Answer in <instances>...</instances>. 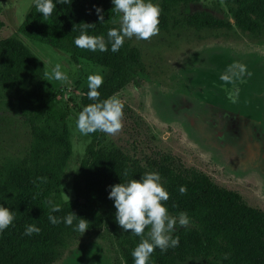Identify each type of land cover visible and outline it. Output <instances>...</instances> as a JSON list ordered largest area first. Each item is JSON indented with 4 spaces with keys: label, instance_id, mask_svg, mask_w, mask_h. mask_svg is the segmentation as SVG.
<instances>
[{
    "label": "trees",
    "instance_id": "obj_1",
    "mask_svg": "<svg viewBox=\"0 0 264 264\" xmlns=\"http://www.w3.org/2000/svg\"><path fill=\"white\" fill-rule=\"evenodd\" d=\"M200 1L157 0L162 10L159 33L171 36L181 31H209L226 35L234 31L264 40V0H221L232 22L207 11L182 10ZM94 5L103 9L102 24H98ZM112 7L111 0H69L57 4L44 20L33 1L17 32L0 40V92L6 101L19 104L21 121L30 136L23 157L0 163V205L15 212L13 224L0 233V264H54L68 241L82 235L74 230L77 220L72 226L49 223V201L61 205V211L52 215L64 217L72 212L85 219L88 229L83 235L97 233L105 240L98 231L106 229L111 264H134L131 251L143 237L130 236L116 224L106 189L131 178L138 180L147 171L159 172L169 193L165 203L170 214L184 211L192 221L187 229L174 232L179 246L164 253L155 250L151 264H184L191 259L202 264H264V211L249 206L238 194L201 172L178 170L169 157L135 158L101 132L84 135L83 155L72 182L73 199L63 200L62 177L73 153L69 116H77L93 101L86 89L63 102L64 91L52 88L44 63L25 40L62 52L74 64L84 61L110 70L111 76L99 89L100 99H107L144 73L139 49L125 41L116 53L92 52L77 48L73 40L86 32L104 35L108 44L107 30L119 27ZM1 10L0 6V14ZM181 186L186 189L184 194L179 192ZM30 224L40 232L23 235Z\"/></svg>",
    "mask_w": 264,
    "mask_h": 264
},
{
    "label": "rangeland",
    "instance_id": "obj_2",
    "mask_svg": "<svg viewBox=\"0 0 264 264\" xmlns=\"http://www.w3.org/2000/svg\"><path fill=\"white\" fill-rule=\"evenodd\" d=\"M34 0H0V40L15 34ZM157 0H154L156 2ZM185 13L207 11L232 22L221 0H201L182 9ZM139 49L144 73L117 94L124 104L123 128L107 137L138 159L169 157L180 170H196L217 185L238 194L249 206L264 211V40L238 32L181 31L158 33L148 41L126 39ZM46 67L53 89L79 96L88 89L87 77L111 71L69 57L48 46L25 40ZM239 62L251 76L233 83L220 80L229 65ZM62 65L66 81L50 78ZM242 83L237 99L228 101L227 89ZM226 88V89H225ZM231 94V93H230ZM229 94V98H230ZM0 92V163L23 157L30 136L16 101ZM76 114L69 116L72 156L62 177V197L73 199L72 182L84 151V135L76 128ZM68 241L54 264H111L106 229ZM184 264H202L191 259Z\"/></svg>",
    "mask_w": 264,
    "mask_h": 264
},
{
    "label": "clouds",
    "instance_id": "obj_3",
    "mask_svg": "<svg viewBox=\"0 0 264 264\" xmlns=\"http://www.w3.org/2000/svg\"><path fill=\"white\" fill-rule=\"evenodd\" d=\"M67 4L69 0H34L37 13L42 14V19L47 20L56 10L57 4ZM112 11L118 14L119 27L109 28L106 32L108 44L104 35H89L81 32L74 38L73 44L80 49L92 52L111 51L116 53L124 46L125 40L148 41L158 35L160 29L161 7L154 0H111ZM98 24L104 23L103 9L93 6ZM62 65L56 64L50 74V78L56 81L68 79L62 70ZM251 76L246 66L234 62L220 75L224 83H233L243 76ZM104 83L101 74H91L87 77L88 99L93 101L85 105L75 117L76 128L82 135L101 132L114 136L123 128L124 104L118 94L100 99L99 89ZM124 175L128 172L125 170ZM106 191L107 198L113 202L116 224L130 236L143 237L131 251L134 264H151V256L157 249L161 253L169 248L179 246V237L174 235L178 228L187 229L192 221L187 212L181 211L176 216L170 214L166 203L169 193L161 182V176L157 171H147L140 178L129 179L125 183L110 185ZM181 194L186 189L181 186ZM49 204L48 221L52 225L64 223L72 226L73 221L78 222L74 230L84 234L88 229V222L83 218H77L70 212L64 217H57L52 213L61 211V205L52 201ZM15 220V212L8 207L0 205V233L10 227ZM147 229V231H146ZM130 230V232H129ZM40 229L30 224L25 227L23 235L38 234Z\"/></svg>",
    "mask_w": 264,
    "mask_h": 264
},
{
    "label": "flooded vegetation",
    "instance_id": "obj_4",
    "mask_svg": "<svg viewBox=\"0 0 264 264\" xmlns=\"http://www.w3.org/2000/svg\"><path fill=\"white\" fill-rule=\"evenodd\" d=\"M241 85H242V83L239 82L238 84L233 85V87H232L233 89H231V88L227 89V90H229V91H226V95H227L226 98L228 101H230V100L234 101L237 99V94L241 89ZM229 94H230V98H229Z\"/></svg>",
    "mask_w": 264,
    "mask_h": 264
}]
</instances>
